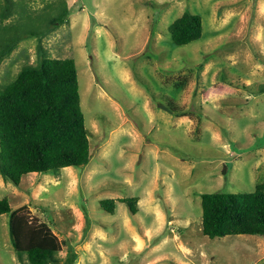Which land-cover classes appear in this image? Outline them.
<instances>
[{
	"label": "rangeland",
	"instance_id": "rangeland-1",
	"mask_svg": "<svg viewBox=\"0 0 264 264\" xmlns=\"http://www.w3.org/2000/svg\"><path fill=\"white\" fill-rule=\"evenodd\" d=\"M30 2H56L68 21L24 37L0 64V84L43 52L74 58L92 156L20 185L0 173V198L48 222L69 264H264V236L202 229V193L264 182V93L248 87L264 82V0ZM186 11L201 15L203 35L177 45L169 26ZM135 196L132 215L122 198ZM8 220L0 264H23Z\"/></svg>",
	"mask_w": 264,
	"mask_h": 264
},
{
	"label": "trees",
	"instance_id": "trees-1",
	"mask_svg": "<svg viewBox=\"0 0 264 264\" xmlns=\"http://www.w3.org/2000/svg\"><path fill=\"white\" fill-rule=\"evenodd\" d=\"M30 1L0 0V64L24 37L44 36L68 21V10L56 11V2L35 9ZM169 31L177 45L196 41L203 35L202 17L186 11L170 24ZM248 87L264 93V82ZM173 111L184 114L180 107ZM91 156L74 58L43 52L38 63L23 65L13 80L0 84V173L4 180L20 185L26 174L85 166ZM138 199L122 198L132 215L139 211ZM100 204L115 212L114 198H104ZM202 207L203 233L211 238L264 236V182L249 192L202 193ZM3 214L9 216L11 243L23 264H69L60 254L62 240L48 222L25 208L14 209L7 197L0 198Z\"/></svg>",
	"mask_w": 264,
	"mask_h": 264
},
{
	"label": "crops",
	"instance_id": "crops-1",
	"mask_svg": "<svg viewBox=\"0 0 264 264\" xmlns=\"http://www.w3.org/2000/svg\"><path fill=\"white\" fill-rule=\"evenodd\" d=\"M263 4H261V6H262Z\"/></svg>",
	"mask_w": 264,
	"mask_h": 264
}]
</instances>
